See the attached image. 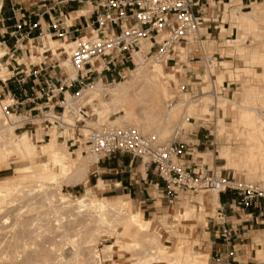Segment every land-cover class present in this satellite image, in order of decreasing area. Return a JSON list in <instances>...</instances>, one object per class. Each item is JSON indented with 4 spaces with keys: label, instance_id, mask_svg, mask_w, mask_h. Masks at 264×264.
Here are the masks:
<instances>
[{
    "label": "bare ground",
    "instance_id": "obj_1",
    "mask_svg": "<svg viewBox=\"0 0 264 264\" xmlns=\"http://www.w3.org/2000/svg\"><path fill=\"white\" fill-rule=\"evenodd\" d=\"M243 6L239 0H229L224 3L221 21H225L229 15L239 14L243 18L241 23L244 29L240 37L226 38L225 45L248 48L255 43H247V34H254V32L256 34L257 31L260 32L258 37L264 44V0L248 4L249 10L247 11H243ZM90 11L91 6L87 4L85 11L79 10L65 14L63 25L71 24L76 16L88 15ZM234 26L236 27V25ZM199 31L190 37L198 38ZM80 38H87V33L84 32ZM29 43L31 42L29 41ZM75 44L74 39L70 41L54 39L46 33L42 42L33 46L36 48L37 56L32 53L29 57L33 59L41 56L42 52L47 50L52 57L56 56L62 60V53L65 52L67 59H63L64 61H61L60 65L64 62L67 69L62 68L65 70L66 76L74 79L76 71L71 67L70 56ZM148 44L142 42L140 50L132 52L133 57L135 54L138 55L135 59V67L126 73L123 80L114 82L112 86L94 81L83 86L79 95L81 102L90 104L92 110L98 114L96 119L98 124L110 122L111 113L120 111L112 123L113 125L135 126L143 135H148L149 132L154 135L158 144H169L180 133L181 123L192 116L196 108H200L202 114L213 113L215 109H223L228 100L222 95L214 96L213 92L208 91L204 92L196 102L176 100L171 107H167L165 100L172 98L170 91L177 72L174 70L166 73L162 61L145 59L144 49H147ZM181 46L182 43L177 47L181 48ZM202 46L205 50L203 41ZM6 52L7 48L1 49L0 45V73L7 70L5 64L1 63V58ZM232 52L230 49L229 54ZM262 54L264 56V48L249 52V60L246 65L258 62ZM42 57L47 60V56ZM18 60L20 63L22 62V59ZM207 62L206 82H211L210 75L214 70L215 63L213 59L209 58ZM260 62L264 65L263 59ZM29 63L34 64L35 62ZM93 63L97 70H101V64L97 61H93ZM219 65L228 68L229 63L223 60ZM228 73L229 79H231L232 74L230 71ZM259 77L264 80V72ZM224 78L225 76L221 75L218 82H222ZM69 96L66 99L70 101L71 97L69 98ZM94 101H98V105L101 106L100 110L94 107L92 104ZM252 102L254 101L252 100ZM3 106L4 103L0 100V170L11 165L13 161L10 158L14 157L15 161L24 163L14 168V174L27 177L30 181L16 185H13L9 179L0 182L5 185L0 188V230L5 229L6 221L12 216L14 223L18 225L17 238L26 239L28 246L30 244L39 247L45 246L43 248L47 249L48 255L46 251V256L39 253L42 257L45 256L43 260L46 259V263L43 260L41 262L44 264H102L105 261L113 262L112 258L115 253L119 258L125 257L124 253H126L128 254L127 261L130 264H206L205 255L194 250L183 252L179 245L164 258L159 233L153 230L137 211L131 210L127 200L96 197L89 189H85L80 196L73 197L65 193L61 189V185L75 186L86 180L89 164L98 157L88 151L86 155L78 153L75 158H72L65 151L57 148L58 145L54 139L37 148L36 144L30 141V134L26 131L23 130L19 134L14 131L15 128L23 124V117L3 113ZM232 109L234 112L231 124L233 131L249 147L245 150L240 147L235 152L230 150L225 168L238 170L245 167L252 174L264 172V114L262 110L260 107H253L246 102H234ZM256 120L260 122V126L256 125ZM66 121L71 122V119L67 117ZM94 123L92 120L86 119L85 128L88 134L89 126ZM40 158H45V160L39 161ZM260 185L263 186L261 183ZM210 192H213V195L208 193L212 195V200L218 202L217 191L210 190ZM25 207L30 211L43 208L44 218L39 214L33 218L24 215ZM2 214L4 215L2 216ZM188 216L189 211H185L183 219L186 220ZM43 221L45 223L41 224ZM62 222L64 226L61 225ZM65 224L68 225L65 226ZM57 226L61 229L59 234L55 231ZM118 227L122 230L119 231ZM101 236H108L113 239V242L98 248L96 246L97 239ZM4 240L2 239V241ZM11 240H9V244L4 241V244L7 245L3 244V246L19 248L17 239ZM262 243L263 248H257V254L261 258L264 257V241ZM37 250L34 249L35 252ZM42 250L44 253V249ZM42 250L37 251L36 254ZM1 252L0 254L4 253V251Z\"/></svg>",
    "mask_w": 264,
    "mask_h": 264
},
{
    "label": "built area",
    "instance_id": "obj_2",
    "mask_svg": "<svg viewBox=\"0 0 264 264\" xmlns=\"http://www.w3.org/2000/svg\"><path fill=\"white\" fill-rule=\"evenodd\" d=\"M221 1L0 0V36L8 35L14 39L11 47L5 45L7 52L4 57L7 59L4 64L10 71L5 80L0 79V96H7L10 104L2 107L3 113L23 117V124L15 128V132L25 130L34 137L38 125L41 141L49 139L50 134L54 133L68 147L75 146L88 117L79 95L83 86L93 83L97 76L101 79L109 75L112 82L115 81L114 77H122L126 65L133 62L132 52L139 51L142 42L149 43L144 49L145 59L162 61L166 69L178 64L187 69L188 64L180 59L176 48L180 43H187L189 37L203 24L215 22L205 15L208 9L216 6L212 2L218 4ZM5 3H9V12L6 17H2ZM87 4L91 6L88 15L76 16L69 27L63 25L65 14ZM73 5L75 9H72ZM6 23L10 25L6 26ZM207 29L208 26L205 27ZM83 32L87 33L85 39L80 38ZM46 33L51 37L74 39L76 42L70 56L71 67L76 71L74 79L68 78L61 68L51 62L46 64L42 60L40 63H28V68L26 64L18 63L15 53L29 52L27 44L30 39L35 40L33 44L39 45ZM202 36L198 37V41ZM47 52L44 50L42 53ZM8 59L10 63H7ZM187 60L198 62L195 55L187 57ZM93 61L102 65L101 70L96 69ZM190 74V70L183 76L178 73V79L183 81L177 85L181 92L192 99L202 94L200 85L203 79L194 75V83L197 84L194 87ZM210 80V90L214 96L222 95L221 88L230 85L227 81L223 82L218 87L220 93L216 91L212 75ZM197 88L199 93L195 92ZM65 93L71 95L70 101L66 99ZM175 101L174 97L168 98L165 104L171 107ZM67 117L71 122L66 121ZM89 129L86 143L89 151L98 157L97 161L117 153L139 158L141 167L146 170L152 168L156 173L162 184L158 188L160 197L167 205L176 202L179 193L198 195L208 190H216L218 194L230 193L229 202L220 203L209 219L226 251L223 259L217 257L216 262L239 264L234 258L233 239L241 223L250 216L247 210L259 207L264 201V187L256 182L235 178L229 173L222 175L220 172L217 175L214 170L196 164L192 158L185 160L184 156L191 153L185 151L178 138L162 145L156 142L154 135H143L135 126L102 123Z\"/></svg>",
    "mask_w": 264,
    "mask_h": 264
},
{
    "label": "rangeland",
    "instance_id": "obj_3",
    "mask_svg": "<svg viewBox=\"0 0 264 264\" xmlns=\"http://www.w3.org/2000/svg\"><path fill=\"white\" fill-rule=\"evenodd\" d=\"M251 1L252 0H243V4H244L243 11L249 10L247 8V4H249ZM259 1H262V0H258V2ZM226 2H228V0H223L219 5L215 4L216 6L214 8L208 9L207 15H205V17L206 18L209 17L210 19H213V18H217L219 15V17H218V20H219L221 18L222 11L224 9V3H226ZM212 5H213V3H212ZM8 9H9V3H5V5L3 7V12L1 15L2 17H6L8 15V12H9ZM226 19L227 20H225V22L223 24H221L220 22H212V21H210L209 23L203 24V26H201L199 28V29L203 28V31L201 30L202 33L200 34L203 36L201 37V39L199 41H198V38L196 36H193V37H190V39L188 40L187 43L183 42V53H182L183 55L182 56L180 55V53H181L180 49H182V46H181V48L177 47L176 48L178 50L177 53L179 56L182 57L180 59L183 62H185L186 64H188V68L186 69L185 66L181 67L180 64H178L174 68L179 69L178 73L181 76H183L187 70H190L191 71L190 75H192L191 85L194 87H196L197 84L194 83L196 81L193 79V76L196 75V76L202 78L203 84H201L200 86L203 90V92H202V94H203L204 92L211 91L210 90L211 83L206 82L204 79V76H205V72L207 70V60H208L207 58L213 59L215 64L213 65L214 70H213V72L211 71V75L215 79V86L217 87L216 91H219L222 89V96L233 99L236 103H241V102H246L244 100H241L243 90H244L243 85H246V86L248 85L250 87H254V88H256L254 90V93L256 92L258 99H257V101L250 99V101L246 102V104L252 105L253 107H260V109L262 110V112L264 114V103H261V101L264 100V80H259L258 78H255V76L252 74V71L263 72L264 65H262V63L260 62V60H262V59L264 60L263 54H262V56H260V59L258 62H256V63L251 62L252 64H250L249 72H245V70H242V68L244 66V60L246 59V56L243 54H247L249 56V52H255L257 50H260L261 48H264V44L260 41V39H259L260 37H258V36H260L259 35L260 32L258 33V31H257L256 34H255V32H254V34L253 33L247 34V37H248L247 43L248 44L255 43L254 45H252L248 48L247 47L244 48L243 46L231 47V46L225 45L224 42H225L226 38L227 39H234L236 37H240V35L244 32V29H243L242 23H241V22H243V18L241 15H239V14L232 15ZM235 24H236V28L233 27ZM8 25H10V23H6V26H8ZM207 26H208V29L205 31V27H207ZM214 26H217V28L215 29ZM222 31H224V32H222ZM83 34H84V32L81 34V36ZM52 38L58 39L57 37H52ZM0 41H2V43L0 44L1 49H5V45L7 47H11V45L14 43V39L9 38L8 35H4L3 37L0 36ZM68 41H70V40H68ZM202 41L205 42V43L203 42V44H205V52L204 53H206V54H202V51H201ZM31 42H32V47L34 45H36V44H33L34 43L33 41H31ZM24 43L25 42H23V45H24ZM30 44L31 43H28L29 52L27 51L25 54H23V53L17 51L15 53V56H18V57H22L24 55L30 56V55H32V53L34 56H37L38 53H36V48H34V47L32 48ZM230 49L233 51L231 54H229ZM188 52H190V54H188ZM45 54L47 55V60H44L42 57V56H45ZM45 54H43L42 56L34 57L33 59H27L28 61H26V62H35L36 63L40 60H43L44 62H46V64H48L49 62H52V64H55L58 66L59 64H61V61H64L67 59V53H65V52H63V54H62V57H61L62 60L56 56L51 58L49 56L50 55L49 52H47ZM191 55H195L197 57L198 62H196V63H194V61L189 62L187 60V57H189ZM137 56L138 55L135 54L133 57V62L132 63L130 62L126 65L127 69H125V73L121 75L122 77H119V76L114 77L113 76L115 79L114 82H118V81L123 80L126 76V73H128V71H130L131 69H133L135 67V59ZM6 59H7L6 57L1 59V63L4 64ZM57 59H59V60H57ZM223 60L231 62V64H229V66H228V69H224L225 67H223V65L219 66V63H221V61H223ZM248 60H249V57H248ZM23 61H25V60H23ZM162 63H163V67H164L165 72L166 73L169 72L170 69L169 68L166 69L164 66V62H162ZM216 64H218V65H216ZM58 67L59 68L65 67L67 69V66H66V64H64V62L62 65H60ZM228 71H233L234 74L240 78V81H238L234 84H231L232 82L228 81V78H227V76L229 74ZM216 72L217 73L221 72L222 75L225 76V81H227V83L230 84L229 87H226V85H225L224 88L218 89V87H220L222 85L223 81L220 83L217 81V79L215 77ZM0 75H2V76H0V78H2V79L4 78V80L6 79V76L7 77L9 76L7 70L0 73ZM96 79H93V81H100L103 84H105L106 86H112L114 84V82L112 83L111 77H109V75H106V78H105V76H103L101 79H99V76H97ZM177 81L178 82L175 85H173V88L171 89V93L173 96H175V98L177 100L185 102L186 97H189V96L186 93L181 92L178 88V85H177L180 81H183V80L181 78L178 79V77H177ZM195 92L199 93L198 88L196 89ZM219 92H217V93H219ZM202 94L199 93L197 97H194L191 100H193V101L198 100ZM3 98L5 99L6 96L3 97L1 95L0 100L3 101ZM252 100L254 102H252ZM97 102L98 101H94L92 104H94V107L97 110H100L101 106L98 105ZM3 103H4V105L10 104V101H7V102L3 101ZM83 104L85 105L84 111L88 114V117L86 119L92 120L93 122H95L94 125H92V126L99 125L97 123V120H96L98 117V114L92 110L90 104H85V103H83ZM138 107H140V106H138ZM138 107H137V109H139ZM102 109H104V107H102ZM209 109H208V111H209ZM198 112H197L198 113L197 117L195 119H200V120L196 121L193 118L188 119L192 123V125L191 126H183L181 129L180 135L177 136V138L179 140H181L182 144L184 145L185 151L191 153L190 155L186 154L184 156L185 160H190V158H192V160L196 164L203 165L204 167H208L209 169L214 170V166H212L211 163H209V162H206L205 164L202 163L203 158H201L200 156H197V152H201V153L207 152V153H210V156L213 155L212 157H214V155L216 157H218L217 150L220 149L221 146L222 147L223 146H230L231 150L234 152L237 149H239L240 147H242L243 150H245L247 147H249V145L246 144L244 140L240 139L239 135L233 131V128L231 126V124H232L231 109L229 110L228 116L225 119L226 120L225 121L226 126L224 127L225 130H221L220 132L219 131L217 132V134L219 136H217V134H216V131H215L216 127H215L214 123L217 122L216 119L217 120L219 119L217 117L221 115L222 111L220 109H217L213 113H208V116H210V117L202 115V111H200V110H198ZM12 114L13 113H10L8 115H12ZM119 114H120V111L111 113L110 118H109L110 122L108 121L106 123L112 124ZM205 118H207L208 120L205 121L204 120ZM86 119H85V121H86ZM255 122H256L257 126H260V122L258 120H256ZM85 126H86V124H85ZM85 126L81 127L82 130L80 132L82 133V135H80V140H78V143L73 147H68V145L64 141L57 139L60 146L66 147V149H67V151L71 157L76 156V150H80L81 154H83V155H86L87 152L89 151L87 143H86V136L88 134V131L85 128ZM89 128H91V126H89ZM37 129H39V128H37ZM21 132L17 131L16 133L19 134ZM147 134L152 135L150 132ZM83 135L85 136V138L83 137ZM236 137L239 140H237ZM47 140H48V138L45 141H47ZM30 141L34 142L33 139ZM57 148L59 150H62L59 146H57ZM117 154H124V153H117ZM10 160L13 161L11 163V165H8V166L4 167L2 170H0V182L5 180V179H9L13 185H16L18 183L29 182L30 180L27 177L16 176L14 174V168L21 166L24 163L15 161L14 157H11ZM43 160H45V158L39 159V161H43ZM224 163H225V161L220 160V159H214V162H213V164H215V165H221V164L223 165ZM217 172H219V171H216V173ZM228 173L230 176L233 175L235 178L245 179V180L256 182V183L260 182L263 185L262 187H264V172L263 171H260L258 174H252L250 171L246 170L245 167H241L240 169H238L236 171H234V170H221L222 175H227ZM154 176L158 180L156 173H154ZM260 183H258V184H260ZM87 185L90 186L89 184H87ZM4 186H5L4 184L0 183V188H3ZM90 187L92 188V191L95 193L94 195L96 197H101L102 195L111 196L113 194V193L104 192L103 191L104 189L94 188V186H90ZM103 188H104V186H103ZM61 189L65 193H68L74 197V196H80L84 192L85 185L79 184L75 187H70L69 185L62 184ZM151 192H152V195L155 197L154 201L156 202L155 203L156 208L154 210H157L155 212L156 216L154 219V221H155L154 222V229L163 234L162 244L164 245L166 252H170V251L174 250L173 246L177 241L175 233L179 234V230H182V234H179V235L182 237H186L185 240H187L188 241L187 243L191 245L189 239H187V236L183 232V228L185 226H183L182 224L176 223V221L173 220V218H170V217L168 218L167 216H165L166 214L171 213L173 215L176 213L177 209L182 210L183 208H182L181 203L184 201H188V200H191V202L188 203L189 205H196V206H197V203H196V200H197L198 205L201 207V210L206 208L207 211H210L208 205H210L211 208H213V206L217 204L216 201L212 200L211 196L213 195L212 194L213 192H210V190H208L207 192L200 193L198 195L195 193L194 194L179 193L178 197L176 199V202L169 205V208H168L169 210H167V209H165L167 204L164 201V199H162L160 197V193H159L158 189L152 190ZM208 193H211L212 195L208 194ZM227 199H229V194H223L222 200H227ZM24 209H25L24 215H27V216H30L33 218V217L38 216V214H39V216L44 218V216L42 215L43 208L42 209L37 208V209H34L33 211H30L27 207H25ZM136 209H140V208L136 205H133V210H136ZM212 211H213L212 214L214 215L215 210L212 209ZM152 214H154V213H152ZM152 214L149 215V214H146L143 212L144 218H150ZM3 215L4 214H2V216ZM195 216L196 217H194V220L192 222L197 224V227H198L197 231L202 232L203 231V224H202V222L196 221L197 216H198V214L196 212H195ZM6 222H7L6 223L7 226L6 225L4 226L5 229L0 230L1 231V233H0V238H1L0 244H2L1 246H3L4 241H5V243L9 244V240L12 241L11 239H17V241H18L17 243H18L19 248H15V247L13 248V246H11V247H7V246L1 247L0 246V253H2L1 251H4L3 254H0V257H2V258H0V264H31V262H32V264H44L41 261L43 260V258H45L46 253H47V249L43 248L45 246H43V247L35 246V245L30 244V242H29V244L31 247L28 246V241L26 239L23 240V239L17 238L18 231H19L18 225H16L14 223L12 216ZM63 222L61 223V225L63 224V226H64ZM44 223H45V221H43L41 224H44ZM65 223H66V221H65ZM186 223H188V222H183V224H186ZM66 225H68V224H65V226ZM58 226L55 228V231L57 233L59 231L61 232V229H59ZM208 227L210 228V223H208ZM57 229H59V230H57ZM118 230L121 231L122 229L120 227H118ZM165 230H169V232L165 233L164 232ZM205 231H208V230H205ZM56 232H55V234H56ZM254 233H255L254 231L250 232L251 238L253 237ZM205 236H207V235H205ZM2 239L3 240L5 239V240L2 241ZM263 241H264V238H260V239H253L252 238L251 242H252V247H253V250H252L253 256L255 255V250H257V248H260V249L263 248V243H262ZM111 242H113V239L108 238V236H101L97 239L96 246L98 248H102L103 245L109 244ZM13 244H15V243H13ZM4 245H7V244H4ZM163 245H162V247H163ZM32 247H33V249H32ZM12 248L15 250L13 251ZM36 248H38L39 250H37ZM41 248L44 249V253H43V250ZM192 248L194 250L200 251L196 247L192 246ZM34 249L37 251L42 250L41 252H38V254L42 253V255L45 254V256L42 257L41 254H39L40 255L39 256L38 254H36L37 251L35 252ZM45 251H46V253H45ZM183 252H185V251L183 250ZM27 255L29 258L27 257ZM47 255H48V253H47ZM124 255H125V257L119 258L117 253H115L113 255V258H112L113 262L105 261V262H102V264H130V262L127 261L128 254L124 253ZM167 255L163 254L164 258H166ZM5 257H7V258L5 259ZM206 257L207 256H205L206 264H207V262L209 264L210 263V256L208 258H206ZM30 258L32 259V261H30L31 260ZM35 258L37 259V261ZM10 259H11V262H10ZM263 259H264V257H262V260ZM45 260H43V261L46 263ZM5 261H8V262H5ZM28 261H30V262H28Z\"/></svg>",
    "mask_w": 264,
    "mask_h": 264
},
{
    "label": "crops",
    "instance_id": "obj_4",
    "mask_svg": "<svg viewBox=\"0 0 264 264\" xmlns=\"http://www.w3.org/2000/svg\"><path fill=\"white\" fill-rule=\"evenodd\" d=\"M239 1H240V3L243 4V0H239ZM252 2H258V0H252L250 3H252ZM75 8H76L75 5H73L72 9H75ZM79 10L85 11V7L80 8L76 11H79ZM229 16H231V15H229ZM229 16L227 18H229ZM218 17H219V15H218ZM218 17L213 18V20L215 22H220L221 24H223L225 21H221V19L218 20ZM73 23H74V21L71 24L67 25L66 27L73 25ZM199 30H200L199 34H201L202 33L201 30L203 31V28L199 29ZM71 40H73V39H71ZM31 41H32V39L30 40V42ZM27 47H28V45H27ZM31 47H32V42H31ZM5 48H6V46H5ZM203 50L204 49H203V46L201 44V51L205 52V50L204 51ZM180 52H181L180 55L182 56L183 55L182 54L183 53V43H182V49H180ZM43 54L44 53H42L41 56ZM203 54H206V53H203ZM243 55L246 56V59L244 60V66H243L242 70H245V72H249L250 64L246 65V62L248 61V55L247 54H243ZM49 56L51 58H53L51 55H49ZM181 56H180V58H182ZM20 58L22 59V61L23 60H25V61L20 63L18 60ZM27 59H30L29 55H26V56L24 55L22 57H18L17 61L20 64H23V63L26 64V68H28L29 62H26V61H28ZM57 60H59V59H57ZM41 61L42 60H40L36 63H40ZM9 62H11V61L10 60L7 61V63H9ZM226 62H228V61H226ZM228 63L231 64V62H228ZM254 63H256V62H254ZM61 69L63 70V73L65 74L64 69L62 67H61ZM224 69H228V68H224ZM174 70L177 73L179 72V69H176L174 67L172 69H170L169 72L174 71ZM7 71L9 72L10 70L7 68ZM206 72H207V70H206ZM206 72H205V76H204L205 81H206ZM263 72H264V70H263ZM263 72L252 71V74L254 75V73H255V75H254L255 78H258L259 76H261V73L263 74ZM230 73L232 74V78L229 79V76H227V78H228V81L232 82L231 84H234V83L240 81V78L238 76H236L233 71H230ZM221 75H222L221 72L215 73V77H216L217 81ZM257 75H259V76L257 77ZM258 79L263 80L260 77ZM2 80H4V78ZM177 82L178 81H177V74H176V77L173 80V85H175ZM223 82H225V78H224ZM223 82H222V84H223ZM243 89L244 90H243L241 100L249 102L250 99H253L254 101H257V99H258L257 94H256V92L254 93V90L256 88L250 87L248 85L247 86L243 85ZM209 92H211V91H209ZM220 93H221V91H220ZM68 94L69 93H65L66 97L69 96ZM170 95L172 98L173 97L175 98V96L172 95L171 91H170ZM222 97L226 98L228 101L225 103L224 108L220 109L222 111L221 115L217 117L219 119L218 120L216 119L217 122L214 123V125L216 127V129H215L216 134L218 131L220 132L221 130H225L224 129V127L226 126L225 125V121H226L225 119L227 118L228 112L230 109H231V118L234 115L232 107H233V103L235 101L233 99L227 98L225 96H222ZM188 100H191V99H189V97H186L185 102H187ZM3 101L7 102V101H10V99L6 96V98L3 99ZM177 101H179V100H177ZM191 101H193V100H191ZM196 101L197 100H195L193 102H196ZM180 102H184V101H180ZM261 103H264V100H262ZM198 110H200V108H196L195 111L193 112V115L190 116L188 119H192V118L195 119L197 117V114L199 113ZM216 110L217 109H215V111ZM202 115L208 116V113H203ZM188 119L181 123L180 132H181V129L183 126H191L192 125V123ZM195 120L197 121L200 119H195ZM204 120L207 121L208 119L205 118ZM38 123L39 122H37V124ZM37 128H39L38 125L36 126V133L34 134V137H31V135H29L30 140H32V139L34 140V143L36 144L37 148H40L41 145H44L45 143L49 142V140L54 139L55 143L63 151H65V153L67 155L70 156L66 147L59 145L56 134L51 133L50 138L47 141H41V139H42L41 129L40 128L37 129ZM178 135H180V133ZM217 136H219V135L217 134ZM237 140H239V139L237 138ZM220 149H218V157H216L215 155H214V157H212L213 155L210 156V153H207V152H204V153L203 152L202 153L197 152V151L196 152H197V156H200L201 158H203V161H202L203 164H205L206 162H209L212 164V166H214V172L220 171V170H234V169H230V168H225L226 162L229 158L228 152L231 150V147L230 146H223V147L221 146ZM78 153L81 154L80 150H76V156ZM75 157H72V158H75ZM214 159L223 160V161H225V163L223 165L222 164L221 165H215V164H213ZM234 171H236V170H234ZM154 173L155 172L151 168L146 170L145 168L141 167L139 158L131 157L128 154H115L109 158H102V159H99L98 161H97V159H95V161L91 162L88 166L86 180L82 181L79 184H84L85 189H89L91 191H92V188L90 186H94V188L104 189L103 190L104 192L113 193L111 196L102 195L100 198L125 199V200H127L131 210H133V205L138 206L140 209H136L135 211H137L139 213V215L149 225H151L153 230H155L154 229V222H155L154 219L156 216L155 212L157 210H154L156 208V205H155L156 202L154 201L155 197L152 195L151 191L158 189L161 186V183L155 178ZM217 173H219V172H217ZM79 184H77V185H79ZM87 184H89L90 186H88ZM77 185H75V186H77ZM75 186H70V187H75ZM103 186H104V188H103ZM225 194H229V199L231 198L230 193H225ZM222 196H223V194H219L218 202L216 205L213 206V208H211V206L208 205L210 211H207L205 207H204L205 209L201 210V207L198 205L197 200H196L197 206L196 205H189L188 203L191 202V200H188V201H184L181 203L182 208H183L182 210L177 209L175 214L172 215L171 213H168L165 215L168 218L169 217L173 218V220H175L176 223H180L183 226H185L183 228V232L187 236V239H189V241L191 243V245L188 244L187 243L188 241L185 240L186 237H182L179 235V234H182V230H179V234L175 233L177 241L173 246L174 249L176 248L177 245H179L186 252L188 250H194L192 248V246H193V247H196L197 249L200 250V251H197V250H194V251H197V252H199V253L207 256V257L210 256V263L209 264H219L220 263V262H216L215 259L217 257H220L221 259H223L226 251L221 246L220 239L217 238V234L215 233L212 221L208 218L213 216L212 209L215 210V208L220 203H228L229 202V199L222 200ZM168 208H169V205H167L165 209L169 210ZM185 211H189V216L186 220L183 219ZM143 212L146 214H149V215L152 213H154V214H152L150 218H144ZM195 212L198 214L196 221L202 222V224H203V231L202 232H200V231L198 232L197 231V229H198L197 224L192 222L194 220V217H196ZM247 213L250 216H247V218H245L244 221L241 223V227L238 228L239 230L236 233L235 238L233 239V247L235 250L234 258L239 264H264V259L262 260V258L258 256L257 250H255V255L253 256V253H252L253 247H252V242H251L252 238L253 239L264 238V229H263L264 228L263 227L264 226V201L261 202V205L259 207H254V208L247 210ZM229 220H232V217H229ZM183 222H188V223L183 224ZM208 223H210V228L208 227ZM205 230H208V231H205ZM253 231L255 233H254L253 237L251 238L250 232H253ZM156 232L159 233L160 239L162 242L163 234L158 232V231H156ZM164 232L168 233L169 230H165ZM205 235H207V236H205ZM181 241H183V242H181ZM162 245L163 244L161 243V251L164 255H167L173 251L172 250L170 252H166L164 245H163V247H162ZM207 264H208V262H207Z\"/></svg>",
    "mask_w": 264,
    "mask_h": 264
}]
</instances>
